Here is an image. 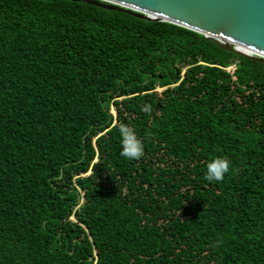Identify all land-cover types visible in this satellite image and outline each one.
Listing matches in <instances>:
<instances>
[{
    "label": "trees",
    "instance_id": "obj_1",
    "mask_svg": "<svg viewBox=\"0 0 264 264\" xmlns=\"http://www.w3.org/2000/svg\"><path fill=\"white\" fill-rule=\"evenodd\" d=\"M0 264H264V62L83 0H0Z\"/></svg>",
    "mask_w": 264,
    "mask_h": 264
},
{
    "label": "water",
    "instance_id": "obj_2",
    "mask_svg": "<svg viewBox=\"0 0 264 264\" xmlns=\"http://www.w3.org/2000/svg\"><path fill=\"white\" fill-rule=\"evenodd\" d=\"M83 1L109 10H124L143 20L186 28L225 52L264 62V0Z\"/></svg>",
    "mask_w": 264,
    "mask_h": 264
},
{
    "label": "clouds",
    "instance_id": "obj_3",
    "mask_svg": "<svg viewBox=\"0 0 264 264\" xmlns=\"http://www.w3.org/2000/svg\"><path fill=\"white\" fill-rule=\"evenodd\" d=\"M149 108L145 107L144 111H148ZM121 135V155L135 159L139 158L143 154V145L137 138L134 131L126 125H121L119 128ZM230 162L226 158L217 157L212 159L206 165L205 179L208 181H220L224 174L229 171Z\"/></svg>",
    "mask_w": 264,
    "mask_h": 264
},
{
    "label": "bare ground",
    "instance_id": "obj_4",
    "mask_svg": "<svg viewBox=\"0 0 264 264\" xmlns=\"http://www.w3.org/2000/svg\"><path fill=\"white\" fill-rule=\"evenodd\" d=\"M241 52H244V53H249L248 51L246 50H243V49H240Z\"/></svg>",
    "mask_w": 264,
    "mask_h": 264
},
{
    "label": "rangeland",
    "instance_id": "obj_5",
    "mask_svg": "<svg viewBox=\"0 0 264 264\" xmlns=\"http://www.w3.org/2000/svg\"><path fill=\"white\" fill-rule=\"evenodd\" d=\"M230 69V68H229ZM231 69H232V67H231ZM231 71V70H230ZM158 91H160V89H158Z\"/></svg>",
    "mask_w": 264,
    "mask_h": 264
}]
</instances>
